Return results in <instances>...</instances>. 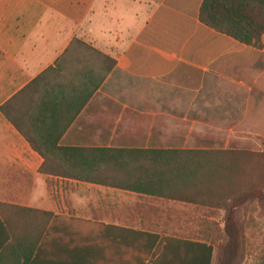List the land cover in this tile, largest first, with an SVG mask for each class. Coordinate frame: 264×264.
<instances>
[{"label":"crops","instance_id":"0c3cea01","mask_svg":"<svg viewBox=\"0 0 264 264\" xmlns=\"http://www.w3.org/2000/svg\"><path fill=\"white\" fill-rule=\"evenodd\" d=\"M202 1L0 0V107L48 70L40 90L79 86L69 95L76 107L87 94L80 92L84 81H97L106 66L91 48L115 66L66 127L60 147L232 150L231 140L218 145L202 134L264 133V36L255 49L209 29L198 19ZM41 164L0 113L1 203L147 227L134 211L117 219L116 205L135 202L114 203L106 194L151 198L41 175ZM82 187L85 193L76 192Z\"/></svg>","mask_w":264,"mask_h":264},{"label":"trees","instance_id":"16d2710c","mask_svg":"<svg viewBox=\"0 0 264 264\" xmlns=\"http://www.w3.org/2000/svg\"><path fill=\"white\" fill-rule=\"evenodd\" d=\"M198 19L240 44L262 48L264 0H203ZM72 45L86 46L78 40ZM89 50L106 66L97 81H84L80 92L87 94L76 107L69 95L79 86L54 84L40 90L51 70L0 107L42 159L39 174L208 211L225 210L228 219L237 208L264 203V141L258 152L60 147L66 127L115 66V61ZM67 109L73 110L70 118L61 114ZM61 122V131L49 130ZM205 233L201 239L165 236L147 227L105 226L73 214L0 202V264H212L214 242ZM223 233L227 240L219 264H234L239 230L228 221Z\"/></svg>","mask_w":264,"mask_h":264},{"label":"rangeland","instance_id":"374dc122","mask_svg":"<svg viewBox=\"0 0 264 264\" xmlns=\"http://www.w3.org/2000/svg\"><path fill=\"white\" fill-rule=\"evenodd\" d=\"M230 135L224 132L202 134L208 139L216 140L218 145H224L227 140H231L233 150L258 152L261 148L260 143L264 141V136H262L264 133L256 131L250 134ZM79 191L85 193L86 188H77L76 192ZM91 194L100 196L103 195V191L92 190ZM106 196L114 203H125L126 201L133 204L135 202L134 208L133 205H130L129 208L121 206L120 209L119 205H116L120 210L114 215L117 219L127 220L126 217L133 216L132 212L134 211L136 217L144 221L141 222L142 225H146L150 230L165 236L201 239L202 232L205 230V234H208L210 240L214 242L212 264H219L222 258V250L227 240L224 239L223 229L225 223L229 221L238 228L240 233L238 255L234 264H264V203L257 202L247 207L237 208L231 212L232 214L228 219V212L225 210L208 211L193 206L153 199L142 200L137 198L133 201V199L123 195L118 196L116 193L109 192ZM77 215L83 216V213L79 211ZM125 223L138 226L134 219H129Z\"/></svg>","mask_w":264,"mask_h":264}]
</instances>
